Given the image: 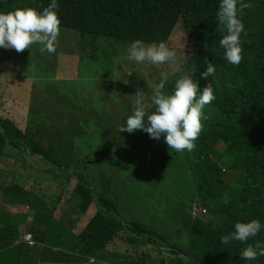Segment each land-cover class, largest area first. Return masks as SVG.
<instances>
[{
  "label": "clouds",
  "instance_id": "clouds-1",
  "mask_svg": "<svg viewBox=\"0 0 264 264\" xmlns=\"http://www.w3.org/2000/svg\"><path fill=\"white\" fill-rule=\"evenodd\" d=\"M262 4L264 0H220V3L218 0H187L175 13L172 33L166 43L145 44L142 40L136 39L127 44L107 40L111 41L113 48L111 59L116 52H119L120 56L114 60L115 64L109 67L108 62L111 59L106 61V57L101 54V59L98 61L100 69L103 71L108 68L117 69L118 75L112 78L103 76L102 91L113 92L110 84L120 79L122 82L119 84L124 88H119L116 92L130 94L122 99H105L96 96L94 90H82L77 93L79 97L76 100L62 93L50 98L43 96L34 101L35 93L32 91L38 87L36 81L44 83L48 81L47 79H51L50 76L42 75L38 79L30 80L32 84L28 92L26 84L29 82L26 83L25 79L32 78L23 75L7 76L5 65L2 66L0 62V114L19 122L25 129L29 127L44 143L49 135L54 136L57 130H61V126L68 128L71 133L66 129L63 133L74 153L72 169L65 174L70 180L64 187L60 186L64 181V174L43 162L40 159L42 156H34L35 164L27 171L19 166L14 156L7 155L1 158L0 264H113L111 259L107 258V252L112 250L111 246H115L113 251L119 253L121 264L135 263V261L124 262L125 255H127L126 260L133 255L139 260H146V256H156L152 259V263L146 264H158V260L161 264H165L170 256L173 259H181L177 261L178 263L184 261L183 264H204L200 259L202 252L189 253L192 240L189 243L188 255L178 252L177 248L175 252L177 255H174L173 248L161 242L138 248L133 245L129 247L120 239L123 234L120 236L119 234L129 222L134 221L126 218L123 212L113 210L111 206H114V202L110 200L112 196L102 192L96 193L95 188L86 178V172L89 175L94 174L88 161L93 151L92 138L95 134L98 137L94 124L104 117L103 112L107 115L115 112L124 114L120 121L117 115L113 117L119 122L118 132L121 136L124 135L123 139L113 143L107 139L96 140L97 145L104 144L109 149L112 162L118 160V157H115L116 153L120 155L122 152H134L139 154L136 164H140L146 170L157 169L161 175H164L167 168L161 163L162 159L178 160L181 157H189L191 161L187 163V177L194 176L197 196V199L191 198L189 202L192 205L193 226L195 227L197 222L206 223L213 219L210 211L212 208L204 205L197 186L201 173L198 147L203 136L202 121L209 120L206 115V105L212 103L215 96L211 83L198 94L197 66L189 65V61L198 56L200 49L206 50L212 45H219L221 62L232 67L240 66L243 61L245 31L238 12L242 14L243 11ZM40 9L41 11L38 12L34 7H19L6 14L0 13V52L2 53L0 60L5 62L8 59L9 49H13L14 53H20L39 46L41 53L51 56L53 69L60 73L61 78H66L54 82L78 84L75 79L79 81L81 79L82 84L89 83L79 74L80 66L87 58L79 50L94 45L101 49L105 40L92 39L83 46L80 36L73 30L60 27L61 16L57 0H51L48 6H41ZM178 27L182 29L188 46L191 47L190 50L185 49L181 53L176 49H169L170 39ZM65 36L69 44L67 48L61 49V40ZM71 38L78 40V44L71 42ZM103 46L106 44L103 43ZM66 49L68 51L64 54ZM181 54L184 60L178 66ZM125 61L131 63L128 70L123 68ZM66 63L73 64L72 69H66ZM205 63L207 67L201 74L202 78H208L215 72L213 63L206 59ZM148 66L155 69H150L148 72H154L156 80H146L149 78L148 72L147 75H143ZM14 67L15 63L11 68ZM168 68L174 69L164 72ZM192 68L194 74L190 73ZM139 77L141 79H138ZM148 84L154 85L153 92L150 91ZM170 85V91L166 92L164 88ZM142 89H144L143 93H141ZM146 100L148 105L145 104ZM90 102L92 107L85 108ZM82 111H88L85 120L80 115ZM76 135L82 139L73 140ZM129 141H133L135 145L129 148ZM112 146L116 149L111 150ZM78 150L81 153V160L76 159ZM80 161L81 171L77 172L76 168ZM218 165L222 172V176L218 178L219 189L222 190V187L226 186L224 189L226 190L227 187L238 185L234 172L224 167L223 163L218 162ZM52 169L57 170V177L53 176ZM80 177L84 179L86 187L94 197L86 210L80 208V196L74 192ZM167 180V177L162 178L159 186ZM154 188L147 186L145 192L152 196ZM40 193L46 196L44 201L32 198L34 194ZM166 200H172L173 208L178 205L177 198L170 196L166 197ZM223 202H230L226 194ZM99 211L104 212L106 218L120 225L122 230L111 240L108 247L89 252L85 233ZM235 215H238V212ZM215 225L221 229L226 223L219 220ZM262 227L264 223L256 219L247 223L237 222L234 231L223 235L220 242L228 244L234 240L233 243L239 241L247 244V241L255 237ZM148 234L156 235L150 230ZM146 235L141 237L146 238ZM157 251H163L162 255L165 256L158 259ZM195 255L199 256L198 260L195 259ZM240 258L245 260V264L251 262L264 264V244L260 242H256L255 245L247 244L242 248Z\"/></svg>",
  "mask_w": 264,
  "mask_h": 264
},
{
  "label": "trees",
  "instance_id": "trees-1",
  "mask_svg": "<svg viewBox=\"0 0 264 264\" xmlns=\"http://www.w3.org/2000/svg\"><path fill=\"white\" fill-rule=\"evenodd\" d=\"M186 2L57 0L60 27L73 30L80 36L83 46L92 39L127 44L136 39L145 44L166 43L172 33L175 13ZM50 3L51 0H0V13L6 14L19 7H34L39 12L41 6ZM238 17L245 31L243 61L240 66L232 67L222 63L219 45L200 49L198 56L189 61V65L197 66L198 80L195 81L199 85L198 94L211 83L215 96V100L206 105L209 120L202 121L203 136L198 147L201 173L197 186L204 205L212 208L210 211L213 219L195 224L197 236L192 239L189 249L191 254L202 252L200 259L204 264H245V260L240 258L242 248L247 244L255 245L256 242L264 244V227L247 244L239 241L233 243L234 240L228 244L220 242L223 235L234 231L237 222L247 223L256 219L264 223V4L243 11L242 14L238 12ZM119 56V52L113 54L108 66L112 67ZM205 59L215 67V72L208 78H202L201 75L207 67ZM150 69L153 68L148 66L143 75H147ZM164 89L170 91L171 85ZM64 129L71 133V130L61 126V130H57L54 136L49 135L44 143L29 127L25 129L19 122L0 114V160L3 156H14L19 166L27 171L35 164L33 157L42 156L40 159L43 162L64 174V181L60 184L64 187L70 180L65 174L70 172L74 164V153L69 146L70 142L64 137ZM76 138L82 139L78 135L72 139ZM218 162L234 172L238 185L227 187L224 191L219 189L218 178L222 172ZM55 169H52V174L57 177ZM74 192L80 196V208L86 210L94 197L82 177ZM225 194L229 203L223 202ZM237 212L238 215H235ZM104 217L106 214L99 211L86 230L89 252L108 247L122 230L120 225L108 218L104 220ZM222 219L226 226L217 228L215 224ZM121 234L120 239L129 247L133 245L141 248L161 242L172 247V253L177 255L174 244L163 241L160 235H149L147 228L138 222H129L119 236ZM145 234L147 237L142 238ZM181 252L188 255V252ZM198 258L195 255V259Z\"/></svg>",
  "mask_w": 264,
  "mask_h": 264
},
{
  "label": "rangeland",
  "instance_id": "rangeland-1",
  "mask_svg": "<svg viewBox=\"0 0 264 264\" xmlns=\"http://www.w3.org/2000/svg\"><path fill=\"white\" fill-rule=\"evenodd\" d=\"M70 40L78 44V40L74 38ZM103 43H105L106 46H103ZM103 43L101 49L99 46L94 45L79 50L82 55L87 57L85 63L80 66L79 74L83 75V78L87 79L89 83L82 84L81 79L80 81L79 79H75L78 84L54 82L57 79L66 78H61L60 73L53 69L50 61L51 56L41 53L39 46H36L32 50L26 49L20 53H14L13 49H9L7 50L8 59H6L5 62L0 60V62L2 66L5 65L7 76L23 75L24 77L32 78L25 79L26 83L30 80L33 81V79H38V77L42 75L50 76L51 79H47L48 81L44 83L36 81L38 87L32 91V93H35L34 101L39 100L43 96L50 98L62 93L76 100L79 97L77 93H80L82 90H94L96 96L105 99H122L126 96H130V94L116 92L119 88H124V86L119 84L122 82L120 79L110 84L113 92L102 91L103 76H107L108 78L118 76L117 69L108 68L103 71L98 65L101 54L106 57V61L111 59L113 49L111 41L105 40ZM68 44V38L65 36L61 40V49L67 48ZM169 49H176L178 53H181L185 49H191V47L188 46L187 39L181 28L178 27L172 35ZM67 51V49L64 50V54ZM0 54L2 53L0 52ZM179 58L178 66L181 65L184 56L181 54ZM13 63H15L14 69L11 68ZM129 64H131L129 61L123 62V68L128 70ZM72 66L73 64L66 63L65 67L66 69H72ZM173 69L168 68L164 70V72H169ZM190 73L194 74V68H192ZM148 75L149 78H146V80H156L154 72L149 71ZM138 79L141 78L139 77ZM93 81L95 82L93 83ZM31 84L32 82L26 84L28 92L30 91L29 88ZM148 87L151 92L154 91V85L148 84ZM143 91L144 89L141 90V93H143ZM27 95L26 93L25 96ZM145 104L148 105V100L145 101ZM91 107L92 103L90 102L85 108L90 109ZM87 113L88 111L81 112L80 115L83 120L86 119ZM105 115H107V113L103 112L104 117L94 124V128H96L98 132V137H96V134L93 136V151L88 157L91 170L94 171V174L89 175L88 172H86L87 180L95 188L96 193L102 192L105 195L112 196V199H109L114 202V206H111L113 210L119 211L120 213L123 212L126 218L141 223L154 234L160 235L163 241L172 245L175 243L178 252H187L190 241L197 236L195 227L193 226L194 221L191 217L192 205L189 203L191 198L197 199L194 187L195 178L194 176L191 178L187 177V163L191 161V159L189 157H181L178 160L174 158H171V160L162 159L161 163L167 168L164 175H161L157 169L146 170L140 164H136L139 158L138 153L130 151L122 152L120 155L116 153L115 157H118V160L112 162L109 149H107L104 144L97 145L96 140L102 141L103 139H107L109 142L113 143L114 141L123 139L124 135L121 136L120 132H118L119 122L114 120L113 117L117 115L120 121L123 119L124 114L122 112H115L111 115ZM134 145L133 141H129V148ZM112 149H116V147L112 146L111 150ZM76 159L81 160V153L79 150L77 151ZM7 165H10V163H7ZM80 166L81 161L76 168L77 172L81 171ZM164 177H167L168 180L159 186V182ZM147 186L155 187L152 191V196H157L158 198H153L145 192ZM225 187L226 186H223L222 190H224ZM170 196L178 199V205H175L174 208L171 206L172 200H166V197ZM45 197L43 193L34 194L32 196V198L37 201H44ZM40 204H42V202H40ZM186 206L189 207L186 208ZM105 219L106 217H104V220ZM221 222L224 223L225 220L222 219ZM111 247L112 250L107 252V258H110L113 264H121L119 253L113 251L115 246ZM134 253L135 252H133V254ZM157 254L159 255L158 259L165 256L162 255L163 251H157ZM167 255L169 254L167 253ZM126 256L127 255H125V259L123 260L126 263L135 261L134 264H146L152 263V259H154L155 255L152 257L146 256V260H139L135 255L129 260H126ZM183 262L184 261H180V263H178L176 260L173 261V258L170 256L169 259L165 261V264H183ZM158 264H161L159 260ZM251 264L257 263L251 262Z\"/></svg>",
  "mask_w": 264,
  "mask_h": 264
}]
</instances>
